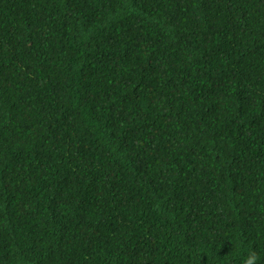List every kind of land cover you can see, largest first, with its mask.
Masks as SVG:
<instances>
[{"label": "trees", "instance_id": "16d2710c", "mask_svg": "<svg viewBox=\"0 0 264 264\" xmlns=\"http://www.w3.org/2000/svg\"><path fill=\"white\" fill-rule=\"evenodd\" d=\"M264 264V0H0V264Z\"/></svg>", "mask_w": 264, "mask_h": 264}, {"label": "clouds", "instance_id": "9594fccd", "mask_svg": "<svg viewBox=\"0 0 264 264\" xmlns=\"http://www.w3.org/2000/svg\"><path fill=\"white\" fill-rule=\"evenodd\" d=\"M259 259L255 250H249L241 257V264H259Z\"/></svg>", "mask_w": 264, "mask_h": 264}]
</instances>
